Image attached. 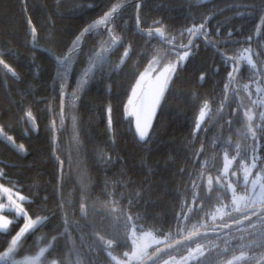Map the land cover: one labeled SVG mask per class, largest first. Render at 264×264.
Masks as SVG:
<instances>
[{
	"label": "trees",
	"instance_id": "16d2710c",
	"mask_svg": "<svg viewBox=\"0 0 264 264\" xmlns=\"http://www.w3.org/2000/svg\"><path fill=\"white\" fill-rule=\"evenodd\" d=\"M113 2L123 3L124 0H26L28 15L32 17L42 37L36 46L51 47V42L47 37L54 30L59 32L69 25L68 17L57 14L61 10L60 6L67 8L74 3L84 6L75 13L77 18L71 22L72 27L79 30L86 23L91 22L90 18H95L101 8L110 6ZM142 2L144 6L141 10V19L145 22L144 27L152 24L154 20L163 18L166 23L173 24L179 30L182 24L190 22V14L195 16L196 22L199 23L201 16L213 12L215 14L211 16L208 28L215 32L216 27L219 26L221 28L219 39L225 40L229 39L227 36L229 29L234 30L240 27L243 33L247 34L253 28V24L258 22L255 15H236L237 12H247V9L229 7L237 3H248L250 0H142ZM20 5L21 0H0V51L10 50V55L6 59L21 76L19 80L9 76L5 78L0 69V123L6 122L11 126L9 134L16 138L18 144L24 143L27 152L18 153L0 139V169L8 173V179L20 180V184L24 185L23 194L27 195L29 190L32 193L39 192L41 197H48L47 205L41 206L50 210L56 209L60 197L55 195L53 190L58 183L57 177L62 172L59 191L71 219L80 220V196L86 191L90 217L94 218L98 225L107 215L101 205L115 200L117 203L109 204V207H123L129 211V214H139L142 217L140 223L144 225V229L153 230L163 236L169 231L175 233V212L180 210L179 205L185 198L189 205L194 204L197 208L204 207V211L198 214L190 213L192 219L187 221L189 226L198 225L200 218L204 217L206 212L210 214L211 210L221 205L219 200L224 198V196L221 197L223 190L216 183L217 187L212 186V189L207 190L204 184L205 172L203 178L200 175L201 163L205 165L208 162L211 165L210 160L216 159L213 169L217 170L221 165L225 150L228 151L229 157L236 153L232 140H235L236 144L240 138L236 136L235 130L238 133L243 131L241 111L239 115L225 114L223 118L216 112V115L211 118V125L202 130L200 140H195L196 137L193 138L190 134L196 109L202 106L204 99L209 97L216 101L209 105V109L213 108L217 100L222 98L223 86L227 82V72L224 70L226 66L219 56L213 55L212 49L199 42L201 44L200 55L188 64L187 72L177 79L176 87L169 94L167 103L158 112L155 122L158 135L148 144L138 143L135 140L133 129L128 123H123V128L118 130L117 141L111 144L105 122V106L111 104L112 115L121 112L118 105L120 106L125 96L123 93L127 94V90L130 89L139 71L147 63V59L140 62L137 56H133L128 61V67L119 76L105 81L103 85L93 82L85 85L77 99L78 138L76 145L69 142L71 140L69 133L64 135L61 129L57 132L56 148L58 151L56 155L63 161V166L59 170L58 163L52 156L50 130L53 120L57 128H61L58 83L55 95H53V81L57 68L45 52L33 49L30 45V36L25 35L27 25L20 11ZM89 5H95L96 10H87ZM120 22L134 25V6L125 10ZM213 39L216 37L214 36ZM93 41L98 46L100 37L89 36L84 41L85 53L93 47ZM229 47L233 46L229 45ZM233 54L231 51L226 53L229 56ZM85 66L74 65L75 70L69 75L71 83V87L67 90L69 93L77 87V76ZM243 66L239 80L246 81L251 71L247 64ZM135 69L138 70L134 75L133 70ZM201 71L207 73L204 80L199 79ZM241 93L246 94L243 91ZM68 97L70 98L67 101L70 102L72 97ZM232 101L230 107L228 104L227 109L224 107L225 113L231 110ZM218 103L220 104L219 101ZM27 111H31L35 117L36 131L26 126L25 113ZM228 121H232L230 126ZM214 143L217 152L211 151L209 158L207 148ZM202 144L203 148H201ZM109 148L111 151L108 150ZM201 150L204 152L203 156L197 154ZM214 153H217V158H212L213 155L215 156ZM101 154L105 159L99 158ZM108 156L111 158L109 164L107 163ZM71 166H75V173H72ZM182 169L187 170L182 171ZM0 182L4 181L0 180ZM193 182L197 185L195 188L192 187ZM142 189L145 195L143 199H140L136 194ZM108 192L111 195L102 194ZM218 193L220 194L219 199ZM193 194L198 197L195 201H193ZM144 200L151 201L147 213L144 210ZM130 201H136L140 206L136 207L133 204L129 210ZM93 205H95L94 208ZM73 212L75 215H72ZM12 215L14 214L10 213V216ZM207 220H204L206 225L210 224ZM58 222L59 217L52 221V225ZM161 229L162 233L157 231ZM89 230L85 229V231ZM98 230L100 234L105 235V238H111L102 227ZM69 231L71 241L59 240L56 248L50 253L46 252L45 256L50 259L58 256L67 264L70 248L79 253L87 252V245L91 244L93 246L91 255L96 264H108L106 253L103 251L104 246L98 238H87L82 246L80 239L82 233L75 227ZM52 235L56 233L51 231V226L40 229L34 235H29L24 245L17 250V257L35 255L40 247L47 245ZM8 239L10 236L5 237L0 234V251L3 250V241ZM121 248L123 249L122 244ZM83 258L80 257V259Z\"/></svg>",
	"mask_w": 264,
	"mask_h": 264
},
{
	"label": "snow or ice",
	"instance_id": "6c2138e0",
	"mask_svg": "<svg viewBox=\"0 0 264 264\" xmlns=\"http://www.w3.org/2000/svg\"><path fill=\"white\" fill-rule=\"evenodd\" d=\"M133 6L135 8L134 25L127 24V22L122 24L120 19L125 10ZM143 6L142 0L113 2L110 6L101 8L97 16L90 18L91 22L86 23L79 30L73 28L71 22L77 18L75 13L84 6L78 3L67 8L60 6L61 10L57 14L68 17L70 23L59 32L54 30L47 37L51 42V47L44 49L57 68V74L53 81V95H55L58 83L60 126L63 127L68 96H71L75 102L89 82L103 85L105 81L119 76L128 67V61L133 56H137L140 62L147 59V64L143 71H139L135 83L131 85L124 111L125 115L133 118L130 124L139 141L144 144L152 142L158 135L155 124L158 112L167 103L169 94L176 87L177 79L187 72L188 64L200 55L201 44L197 41L202 39L203 45L212 49L213 55L219 56L226 66L224 70L227 72V82L224 84L220 108L217 109L219 116L223 118L225 114L228 116L239 115L243 108V131L238 133L240 138L235 145L237 155L229 158L228 151H224L223 168L218 169L220 174L215 178V183L224 192V199H227V193L231 192L230 203L221 204L210 214L206 212L205 216L200 218L198 225L189 226L187 221L192 219L190 213L198 214L204 211V207L197 208L194 204L189 205L185 198L179 205L180 210L175 212V233L169 231L164 234V239H158L153 231H144V225L140 223L142 217L139 214H129V211L123 207H109V204L117 203L115 200L107 201L101 205L107 215L98 225L97 221L90 217L86 191L80 196V220L71 219L59 191L62 172L57 177L58 183L53 190L54 194L60 197V202L56 209L50 210L41 206L47 205V196L41 197L39 192L32 193L31 190L27 195L23 194L24 185L20 184V180L8 179V173L0 169V180L4 181L0 182V201H7V203L0 202V213L7 208L14 214L11 217L7 214H0V234L5 237L10 236V239L3 241L0 264H66V261L58 256L50 261L41 258L45 256L46 252H52L59 240L64 239L70 242L69 230L73 227L82 233L80 238L82 246L83 241L91 237H96L103 243V251L106 253L108 264H161V262L162 264H264V0H250L244 4L229 5V7L247 9V12H237L236 15H255L258 22L253 24V28L247 34H244L240 27L234 30L229 29L227 33L229 39L225 40L219 39L221 32L219 26L216 27L215 32L208 28L209 20L215 14L213 12L201 16L199 23L196 22L195 16L190 14V22L182 24L177 30L173 24L166 23L163 18L154 20L152 24L144 27L145 22L141 19ZM87 10L95 11L96 6L89 5ZM20 11L27 25L25 35L30 36L31 43L35 48L38 40L42 37L32 17L28 15L26 0H21ZM89 36L100 37V41L98 46L93 41V47L85 53L84 41ZM214 36L216 39H213ZM177 37L179 43H177ZM185 37L188 38L187 43L183 42ZM153 41L156 42L155 45H153ZM256 41L258 43H255L254 46ZM229 45L233 47H229ZM229 51L234 54L226 55ZM8 55H10L9 49L0 51V68L3 69V76L7 78L11 75L19 80L21 76L17 69L6 59ZM243 62H246L252 73L249 77L250 83L243 85L247 103H245V97L240 95V89L235 87L236 73ZM78 64L86 66L77 76V87L69 93L67 91L71 87L69 75L75 70L74 65ZM154 64L157 65L156 68H153ZM136 70L138 69L133 70L134 75ZM206 75V72L201 71L199 79L204 80ZM252 84H255L256 99H252ZM232 99L237 100V107L231 108L225 113V104L227 103L230 107ZM215 102V99L211 97L203 100L202 106L195 114L194 127L190 133L193 137L199 136V130L203 127L202 121L209 111V105ZM105 112L107 114L106 131L113 133L111 104L107 106ZM25 116L27 122L33 124L32 130L36 131L35 117L32 112L27 111ZM5 119H7L6 115ZM228 123L230 126L232 121H228ZM75 124L76 120L73 117L74 130ZM10 127L6 122L0 123V139L16 152L26 153L25 144H18L16 138L9 134ZM50 130L52 133V156L60 162L62 168L63 162L56 156L58 148H56L55 134L60 128H57L55 120L51 122ZM108 150L111 151L110 148ZM197 154L203 156L204 152L201 150ZM241 155L243 159L240 160V170L243 173L244 191L243 194H238L239 174L231 172L230 169L233 166V161ZM99 158L105 159L103 154ZM248 160L251 162L248 163ZM107 163H111V158L107 159ZM197 163L201 162L197 161ZM257 169L258 171H254ZM186 170L182 169V171ZM203 173L204 166L201 163V178H203ZM232 176L237 177L235 183L230 179ZM129 182L131 183V181ZM196 186L193 182L192 187ZM212 186L213 177L208 176L207 187L212 189ZM102 194L111 195L110 193ZM136 195L143 199L145 192L142 189ZM219 195L218 193V199ZM196 199L198 197L193 194V201ZM150 203L151 201L144 200L145 213H147ZM133 204L136 207L140 206L138 202L130 201L129 210ZM92 207L94 208L95 205ZM185 209L187 210L185 211ZM72 215H75V212ZM58 217L59 222L52 225V221L57 220ZM217 217L221 219V224L218 226L215 225ZM208 218L213 221L212 232H201L200 229L207 226L204 220ZM226 220L231 223L225 222ZM17 225H19L18 228ZM49 226L56 235L51 236L47 245L40 247L34 256L25 257L23 260L16 259L17 250L24 245L27 237ZM100 227L105 233L110 234V239H105V235L100 234L98 230ZM85 229L90 230L85 231ZM157 231L162 233V229ZM174 236H179L180 239H174ZM211 236H215V241L211 239ZM194 241L203 242L197 243L195 248L188 247ZM218 242H222L224 247L221 248ZM237 242L239 243L237 244ZM121 243L130 250L119 256L115 255L114 253ZM232 245L237 246L233 247ZM153 247H155V251H150ZM87 248V252L81 251L78 254L75 264H96L91 255L93 246L88 244ZM180 249H185L186 254L176 259L172 253L178 252ZM229 253H231L230 258H228ZM81 256L84 258L80 259ZM164 256H168V259H163ZM67 264H73V262L69 259Z\"/></svg>",
	"mask_w": 264,
	"mask_h": 264
},
{
	"label": "rangeland",
	"instance_id": "374dc122",
	"mask_svg": "<svg viewBox=\"0 0 264 264\" xmlns=\"http://www.w3.org/2000/svg\"><path fill=\"white\" fill-rule=\"evenodd\" d=\"M147 64V63H146ZM145 64V65H146ZM144 65V66H145ZM144 66H143V68H142V70L141 71H143L144 70ZM157 67V65H153V68H156ZM240 95L242 96V94L240 93ZM72 113V106H71V104H68V110H67V115H66V117L68 118V120L70 119V114ZM208 120H205V122L204 123H206ZM113 127H115L116 128V126L113 124ZM70 129H73V124L71 123V128ZM235 142V140H232V144L235 146L236 144L234 143ZM231 157L232 156H234V155H230ZM243 159V158H242ZM237 160V159H236ZM241 160V159H240ZM240 160H238V162H240ZM248 162V161H247ZM251 161H249L248 163H250ZM233 166H234V164H233ZM232 166V169H230V171H232V170H234V169H236V167L238 166V163H236V165L233 167ZM223 168V158H222V162H221V165H220V168L219 169H222ZM241 171V170H240ZM220 173H219V171H218V175H219ZM230 179H232V177H230ZM233 180V179H232ZM240 183H241V185H242V187H243V184H244V180H243V173H242V171H241V181H240ZM213 186H217L216 184H215V180H214V182H213ZM243 189L242 190H237V192H238V194H243ZM231 193V192H230ZM224 196V192L223 193H221V196ZM224 199V198H223ZM223 202H224V204H228V203H230V201L231 200H226V199H224V200H222ZM0 202H3V203H7V201L6 200H3V201H0ZM220 203H221V200L219 201ZM219 207V206H218ZM10 210L9 209H4L3 210V212L2 213H0V214H7V215H9L10 216ZM11 217V216H10ZM209 221L210 222H212V224H213V221L209 218ZM227 221V220H226ZM228 222V221H227ZM215 224H221V219L219 218V217H217V219H216V221H215ZM144 231H151V230H144ZM154 233V232H153ZM139 234V233H138ZM155 235H157V238L158 239H164V237L163 236H160V235H158V234H156V233H154ZM213 241L215 240L214 238H211ZM130 242V241H129ZM201 242H203V241H197V242H195V243H193L192 245H189L188 247H191V248H195L196 247V244L197 243H201ZM126 252V251H125ZM79 254V252L77 251V250H74L73 248H70V252H69V259L73 262V264H75V261L77 260V258H78V255ZM186 254V250L185 249H182V250H179L177 253H174V254H172L173 256H175L176 257V259H179L180 258V256L181 255H185ZM239 254V253H238ZM237 254V255H238ZM115 255H118V254H116L115 253ZM31 256H34V255H23V256H21V257H17L16 256V259H18V260H23L25 257H31ZM119 256V255H118ZM231 257V255L228 257V258H230ZM41 259H45V257H42ZM68 259V260H69ZM164 259H168V256L167 257H165ZM47 260H51V259H48L47 258ZM161 264H162V262H161Z\"/></svg>",
	"mask_w": 264,
	"mask_h": 264
},
{
	"label": "flooded vegetation",
	"instance_id": "af4514ba",
	"mask_svg": "<svg viewBox=\"0 0 264 264\" xmlns=\"http://www.w3.org/2000/svg\"><path fill=\"white\" fill-rule=\"evenodd\" d=\"M255 43H258V41H256ZM125 94V96L123 97V102H124V106L125 104L127 103V100H128V93H123ZM237 107V100L233 99L232 101V108H236ZM258 113V112H257ZM112 119H113V124L116 126L117 130L119 129H122L123 128V123H128L130 124V121L133 119L132 117L130 116H127L125 115V111H124V108L122 109V112H120L119 114L117 113H114L112 115ZM157 121V117H156V120L155 122ZM130 127L133 128L130 124ZM134 132V131H133ZM118 136H119V133L116 135V140L118 139ZM135 136V135H134ZM135 140L138 142V143H141L138 139V137L135 136ZM111 147V146H110Z\"/></svg>",
	"mask_w": 264,
	"mask_h": 264
},
{
	"label": "water",
	"instance_id": "95a60500",
	"mask_svg": "<svg viewBox=\"0 0 264 264\" xmlns=\"http://www.w3.org/2000/svg\"><path fill=\"white\" fill-rule=\"evenodd\" d=\"M202 40V39H201ZM34 49H39V48H34ZM42 51H44L47 55H48V52H46L44 49H41ZM49 56V55H48ZM2 69V68H1ZM238 72L236 73V76H237ZM11 76V75H10ZM201 232H208V233H211V231H201Z\"/></svg>",
	"mask_w": 264,
	"mask_h": 264
},
{
	"label": "bare ground",
	"instance_id": "6f19581e",
	"mask_svg": "<svg viewBox=\"0 0 264 264\" xmlns=\"http://www.w3.org/2000/svg\"><path fill=\"white\" fill-rule=\"evenodd\" d=\"M187 140H185V142H186ZM192 146H193V144H192ZM254 171H256V170H254Z\"/></svg>",
	"mask_w": 264,
	"mask_h": 264
}]
</instances>
